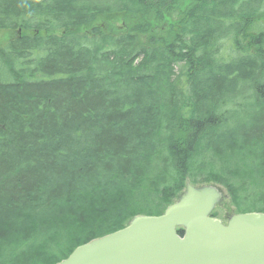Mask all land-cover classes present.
Here are the masks:
<instances>
[{
  "label": "trees",
  "instance_id": "trees-1",
  "mask_svg": "<svg viewBox=\"0 0 264 264\" xmlns=\"http://www.w3.org/2000/svg\"><path fill=\"white\" fill-rule=\"evenodd\" d=\"M1 32L0 264H58L187 183L264 214V2L0 0Z\"/></svg>",
  "mask_w": 264,
  "mask_h": 264
},
{
  "label": "water",
  "instance_id": "water-1",
  "mask_svg": "<svg viewBox=\"0 0 264 264\" xmlns=\"http://www.w3.org/2000/svg\"><path fill=\"white\" fill-rule=\"evenodd\" d=\"M221 200L217 187L187 183L163 215L135 217L58 264H264V214L233 215L225 226L211 217Z\"/></svg>",
  "mask_w": 264,
  "mask_h": 264
},
{
  "label": "rangeland",
  "instance_id": "rangeland-1",
  "mask_svg": "<svg viewBox=\"0 0 264 264\" xmlns=\"http://www.w3.org/2000/svg\"><path fill=\"white\" fill-rule=\"evenodd\" d=\"M95 21H96L95 23H97V24H100L102 22L101 20H98V17L95 19ZM84 28L89 29L88 26L84 27ZM87 29H83L84 32H86ZM2 33L3 32H1V34ZM7 37H8V34L3 33L0 36V39L6 40ZM217 187L222 194V200L220 201V203H218L215 206L213 213L217 214V216H214V217H216L219 221H221L223 224L226 225L229 221V218L236 214V208L232 204L230 196L227 193L226 189L223 186H217Z\"/></svg>",
  "mask_w": 264,
  "mask_h": 264
},
{
  "label": "flooded vegetation",
  "instance_id": "flooded-vegetation-1",
  "mask_svg": "<svg viewBox=\"0 0 264 264\" xmlns=\"http://www.w3.org/2000/svg\"><path fill=\"white\" fill-rule=\"evenodd\" d=\"M113 7H115V6H113ZM111 18H114V16H111ZM104 26H105V23H104V24H101V23H100V27H104ZM95 27H97V26H95ZM92 28H93V27H92ZM17 33H18L19 35H21V30H18ZM231 217H232V216H231ZM231 217H230V218H231ZM230 218H229V219H230ZM178 233H179V236H180L181 238H184V236H185V234H186V231H185L184 229H180Z\"/></svg>",
  "mask_w": 264,
  "mask_h": 264
}]
</instances>
